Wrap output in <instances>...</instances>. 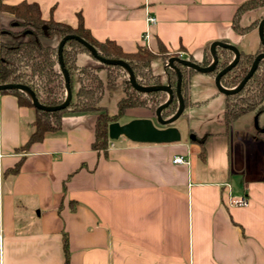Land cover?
<instances>
[{
  "label": "crops",
  "instance_id": "1",
  "mask_svg": "<svg viewBox=\"0 0 264 264\" xmlns=\"http://www.w3.org/2000/svg\"><path fill=\"white\" fill-rule=\"evenodd\" d=\"M23 1L37 4L45 20L72 28L82 20L97 41L125 53L144 47L159 58L201 60L214 42L257 52L232 27L248 0H0ZM12 19L0 11V31ZM202 75L212 80L193 73L188 103L216 99L220 132L204 138L205 161L185 139L157 145L120 137L106 152L93 151L96 113L65 114L59 132L21 153L35 111L0 93V264H65V237L70 264H264V115L246 113L226 126V96ZM176 156L187 163L175 164ZM22 158L20 172L5 176ZM241 196L249 206L230 204Z\"/></svg>",
  "mask_w": 264,
  "mask_h": 264
},
{
  "label": "trees",
  "instance_id": "2",
  "mask_svg": "<svg viewBox=\"0 0 264 264\" xmlns=\"http://www.w3.org/2000/svg\"><path fill=\"white\" fill-rule=\"evenodd\" d=\"M264 7V0H248L237 10L232 27L236 33L245 36L254 30H258L264 16L258 19H251L248 25H243L242 20L254 10ZM0 11L12 16L11 29H2L0 35L11 37L10 40H0V84L1 85H25L37 96L39 102L47 107H56L64 103L66 98L65 79L59 64L58 46L60 41L68 36L75 35L84 39L92 45L100 57L107 60H123L133 70L136 81L141 86L161 85V76L155 73L152 61L157 54L151 50L139 47L134 53H125L122 48L113 41H97L87 30L83 21L80 20L77 28L64 25L54 21L52 18L45 20L42 17L40 7L35 3L21 2L17 5H6L0 2ZM20 29V30H16ZM226 43V42H225ZM264 52V46L256 53L247 54L240 52V60L226 75L221 78V84L226 89L237 87L247 76L255 58ZM87 54L93 59L96 58L87 48L77 40L68 41L63 49V61L71 79L73 99L65 109L46 112L34 107L29 97L20 90H5L1 94H13L17 97L20 106L31 108L35 111V119L32 123L33 132L27 143L17 151L28 152L33 143L44 140L47 136L54 135L61 130L63 116L67 113H96L94 126V141L92 150L106 152L109 145L108 126L113 122H119L130 109H147L155 115L159 106L164 104L168 95L165 92L157 91L142 93L135 90L128 81V75L121 66H99L106 67V81L98 73L99 68L79 66L78 57L80 54ZM218 64L210 74L216 78L220 71L224 70L233 60L234 53L226 48H217ZM164 64L169 60L168 56L162 55ZM192 62L201 67L211 65L213 59L210 52V45L204 50L201 60L190 58ZM180 70L182 80V96L185 107L188 105V92L190 77L194 70L175 63ZM169 83L174 93L178 76L176 72L165 66ZM124 81V96L117 103V113L110 114L106 107L101 105L109 87H115L119 81ZM75 83L77 88L75 91ZM75 91V93H74ZM178 110V99L175 95L172 103L162 111L164 119L171 118ZM255 113L257 116L264 114V60L253 76L247 81L243 89L234 95L226 96L224 121L230 126L239 117L246 113ZM184 116V114L182 115ZM191 143L200 146L199 157L205 161L206 151L204 140L192 138ZM24 158L14 168L4 172L5 176H15L20 172ZM65 264H70L69 242L64 238Z\"/></svg>",
  "mask_w": 264,
  "mask_h": 264
},
{
  "label": "water",
  "instance_id": "3",
  "mask_svg": "<svg viewBox=\"0 0 264 264\" xmlns=\"http://www.w3.org/2000/svg\"><path fill=\"white\" fill-rule=\"evenodd\" d=\"M258 34H259L260 42L264 46V19L259 24ZM70 40H77L82 45H84L87 48V50L90 51V53L96 58V60L102 66L105 65L121 66L122 68H124V70L128 75L129 83L138 92L151 93V92L161 91V92H165L168 95L167 101L161 106H159L155 113L156 123L159 125L158 127L155 125L153 119L150 118H140V119L137 118L123 124L120 122H113L109 124L108 137L110 140H118L120 137H125L128 140L139 144L166 145V144H176L181 142L182 140L181 132L176 126H174V124L178 119L182 117L185 110V102L181 91L183 76L180 70L175 66V63H179L190 70H194L197 73L209 74L214 71L219 61L217 56V48L222 47L231 50L235 56L234 60L224 70L220 71L215 78V85L219 90V92H221L225 96H229V95L237 94L243 89L247 81L253 76V74L257 70L260 61L264 60V52H263L260 53L255 58L251 69L249 70L247 76L242 80V82H240V84L233 89H226L221 84V78L224 75H226L233 67H235L240 60L241 53L236 46L225 42L212 43L210 46V52L213 61L211 65L208 67H201L199 64L195 62L181 59L179 57L170 58L166 66L173 69L178 76V80L176 83V91L174 93V90L170 83L154 85V86L139 85L136 81L133 70L125 61L104 59L100 57L97 53V50L88 42H86L84 39L80 38L79 36L68 35L60 41L58 46L59 64L65 79V88H66V98L62 105L56 107H47L42 105L39 102L36 94L29 87L21 84L0 85V92L5 90H20L29 97L31 103L34 105L35 108L46 112H55L67 108L73 99V94L71 89V79L63 61V49L65 44ZM175 95L178 99V110L171 118L164 119L162 116V111L172 103Z\"/></svg>",
  "mask_w": 264,
  "mask_h": 264
},
{
  "label": "rangeland",
  "instance_id": "4",
  "mask_svg": "<svg viewBox=\"0 0 264 264\" xmlns=\"http://www.w3.org/2000/svg\"><path fill=\"white\" fill-rule=\"evenodd\" d=\"M264 16V7L258 8L256 10H254L251 14L250 17L251 19H258L259 17ZM246 19H244L243 21V25H248L250 23L249 21V16L245 17ZM260 39H259V34H258V30H254L252 32H250L249 34L245 35L244 41H243V46L248 49V51H252L256 52L259 48H260ZM253 46H256L253 49ZM250 53V52H248ZM84 56V57H83ZM92 63L93 65L91 66L92 68H99L100 71H98V73L102 76V78L104 79V81H106V72L103 71V69L105 70L106 67H102L99 66V63L97 60L93 59L92 57H90L89 55L83 53L79 55V60H78V64L79 66H88L89 63ZM152 67L155 71V73L159 74L161 76V80L163 82L162 76H163V72H164V62L162 58H155L152 61ZM102 70V71H101ZM162 74V75H161ZM196 75L198 74V76H206V78H209L210 80H212V77L210 75H202V73H195ZM214 84H215V80ZM75 87V91L77 88V84L75 83L74 85ZM198 87V86H197ZM124 88H125V84L124 81L120 80L119 83L115 86V87H109L108 90L105 93V96L101 102V105L106 107L108 112L110 114H115L117 113V103L118 101L124 96ZM215 88L217 89L216 85ZM74 91V93H75ZM193 91L196 92L197 88L193 87ZM199 92H201L200 90H198ZM217 91L219 92V90L217 89ZM222 95L223 98L225 99V96L223 94H219V96ZM197 98L194 97V101H196ZM185 115L182 116L180 119H178L174 126H176L182 135V139L191 141L192 137L195 138H199V139H203L206 137H209V134L212 133H218L219 129L218 127H214L215 123H216V118L219 114L218 112V104L216 99H211L210 102L206 105V104H202V105H188L185 107L184 110ZM264 115V114H263ZM131 118H135V119H140V118H150L153 119V121L155 122V125L158 127L159 125L156 123V117L154 114H152L149 110L147 109H130L126 112L125 116H123L120 121L123 123H126L127 121H129ZM119 121V122H120ZM227 126V125H226ZM214 127V128H212ZM258 129L263 130L262 128H260L258 126ZM216 133V134H217ZM220 132L218 133V135L216 136H220L219 135ZM223 138V137H222ZM239 149V147H237V150ZM234 151V147L232 146V153ZM234 158V156H233Z\"/></svg>",
  "mask_w": 264,
  "mask_h": 264
},
{
  "label": "built area",
  "instance_id": "5",
  "mask_svg": "<svg viewBox=\"0 0 264 264\" xmlns=\"http://www.w3.org/2000/svg\"><path fill=\"white\" fill-rule=\"evenodd\" d=\"M149 23L155 24L156 19L153 17H150ZM182 57V56H180ZM175 164H186L187 161L185 160L184 156H176L173 160ZM230 204L232 206H237V207H247L250 204V200L246 196H241V197H230Z\"/></svg>",
  "mask_w": 264,
  "mask_h": 264
},
{
  "label": "flooded vegetation",
  "instance_id": "6",
  "mask_svg": "<svg viewBox=\"0 0 264 264\" xmlns=\"http://www.w3.org/2000/svg\"><path fill=\"white\" fill-rule=\"evenodd\" d=\"M261 43V42H260ZM263 53V52H262Z\"/></svg>",
  "mask_w": 264,
  "mask_h": 264
}]
</instances>
